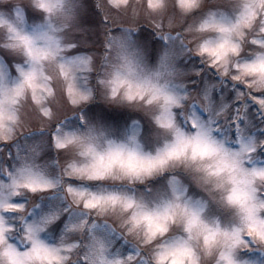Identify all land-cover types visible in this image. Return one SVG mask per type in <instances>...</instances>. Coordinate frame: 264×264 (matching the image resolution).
I'll return each instance as SVG.
<instances>
[{
    "label": "snow or ice",
    "instance_id": "1",
    "mask_svg": "<svg viewBox=\"0 0 264 264\" xmlns=\"http://www.w3.org/2000/svg\"><path fill=\"white\" fill-rule=\"evenodd\" d=\"M0 264H264V0H0Z\"/></svg>",
    "mask_w": 264,
    "mask_h": 264
}]
</instances>
